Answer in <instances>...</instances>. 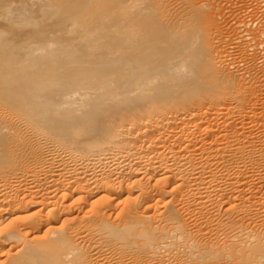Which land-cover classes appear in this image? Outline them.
Wrapping results in <instances>:
<instances>
[{
	"label": "bare ground",
	"instance_id": "1",
	"mask_svg": "<svg viewBox=\"0 0 264 264\" xmlns=\"http://www.w3.org/2000/svg\"><path fill=\"white\" fill-rule=\"evenodd\" d=\"M161 15L0 0V264H264V23Z\"/></svg>",
	"mask_w": 264,
	"mask_h": 264
},
{
	"label": "rangeland",
	"instance_id": "2",
	"mask_svg": "<svg viewBox=\"0 0 264 264\" xmlns=\"http://www.w3.org/2000/svg\"><path fill=\"white\" fill-rule=\"evenodd\" d=\"M256 1L259 2L261 0H250V1L249 0H144L145 3H150V4H153L154 6L156 5V7L162 11V15H161L162 19L167 23H174L175 22L174 24H176L175 25L176 27L178 25L179 26L178 28H180L181 27L180 25L182 24V27H184V29H185V27L187 28L189 26V24H188L189 22L191 25H193L194 22H195L194 24H197L200 20L201 23L200 22L198 23L200 26L199 28L204 30V31H205V29H206V31L214 30L216 32L213 35V38L216 39V40L214 39V42H215L214 44L216 45L220 41V39L222 38V40L220 42H221V44H223V42H224V44H223L224 46H222L220 43H218L217 45L218 46L221 45L222 47H224L222 49H225L226 52H230V53H228L229 54L228 56L229 57L231 56L232 58L230 57V59H233V60L234 59L240 60L239 58H241L239 50L237 51L234 46L235 45L237 46L238 44H242V43L244 44V40H245L244 37H242V39H244L243 42H241L242 39L240 40V43L238 40L236 42V39H235L236 37L234 38V32H236L239 28L235 24L234 20L238 17L241 9L245 6H247V7L250 6V7H252L253 10H256L257 7L259 6V5L258 6L256 5L257 4V3H255ZM154 2H156V3H154ZM255 6H257V7H255ZM191 16H193V18L196 16L197 19H199V20L197 21L196 17H195L196 20L193 18H189ZM208 19H210V20H208ZM205 21H207V22H205ZM178 22H179V24H178ZM186 24H188V25H186ZM180 29H183V28H180ZM258 29L259 28H257L256 30L258 31ZM248 30L251 31V29H248ZM253 31L254 30H252L251 32H253ZM257 31H254L253 34H256ZM226 32H229V34L231 35V37H228L229 39L227 38L228 33L226 34ZM218 33H220V35ZM218 38H219V40H217ZM226 43L229 45L225 46ZM234 51H237V52H234ZM244 66L245 65H242V67L244 69H247V67H244ZM240 68H241V65H240Z\"/></svg>",
	"mask_w": 264,
	"mask_h": 264
},
{
	"label": "built area",
	"instance_id": "3",
	"mask_svg": "<svg viewBox=\"0 0 264 264\" xmlns=\"http://www.w3.org/2000/svg\"><path fill=\"white\" fill-rule=\"evenodd\" d=\"M258 5L259 6L256 10H253L252 7H243L240 11L241 13L234 20L241 33H244L248 29L255 30L264 23V1H259ZM246 41L248 40L246 39ZM252 45H254L257 50L264 56V39L261 38Z\"/></svg>",
	"mask_w": 264,
	"mask_h": 264
}]
</instances>
